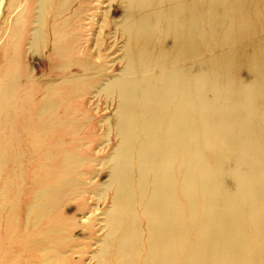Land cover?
I'll return each mask as SVG.
<instances>
[{"label": "bare ground", "instance_id": "6f19581e", "mask_svg": "<svg viewBox=\"0 0 264 264\" xmlns=\"http://www.w3.org/2000/svg\"><path fill=\"white\" fill-rule=\"evenodd\" d=\"M71 1L0 0V264H82L99 209L85 200L86 225L68 209L87 195L111 205L97 264H264V0H128L126 65L101 87L117 143L100 161L94 134L64 138L81 131L70 99L101 80L56 20ZM28 42L63 63L36 75Z\"/></svg>", "mask_w": 264, "mask_h": 264}, {"label": "rangeland", "instance_id": "374dc122", "mask_svg": "<svg viewBox=\"0 0 264 264\" xmlns=\"http://www.w3.org/2000/svg\"><path fill=\"white\" fill-rule=\"evenodd\" d=\"M127 1L128 0H72L68 3L67 9L63 11L65 13L64 15L57 19L53 18L54 20H59L58 25H61L66 21L67 23H70V35L74 34L76 40H78L79 38L78 49L81 52L79 54V58L84 60L83 64H81V62V65H79V67H83L86 72H95L101 79L98 86L90 89L86 97L76 99L71 98L70 100H73L71 108H66V106H64V109L66 108L69 119L76 120L75 123L80 126L82 131H80V133L79 130H73V132L67 133L66 136H64L65 142L70 146L76 147L78 146L77 142L79 141L80 136H88L89 134H94L98 140V143L94 145L92 144L91 146L90 139H86L83 142L88 143V145L91 146V148L88 149L89 154H91L92 157L97 154L96 156L99 161L101 159L105 160L107 156L110 157L113 154L114 148L116 147L117 143V141H115L117 132H115L111 137L113 139L112 142H107L106 136L110 132L111 128L105 125L108 120H114V114L117 110V105L111 102H107V100L105 99L106 96L101 93V87L104 86L105 83L110 82L109 80L121 77L126 65L125 57L127 54V49L130 47L129 37L125 33V29L123 26V23L125 21L124 14L126 11L125 7H127ZM39 3H41L40 0H35V9L39 8ZM37 13L38 12H36V15ZM35 21L36 20H34V22ZM256 36L257 39L264 41L263 29L258 31ZM26 45L28 49L26 51V54L30 56L27 59L29 60L28 62L30 63V67L33 70V73H35L36 75L38 74L40 77L47 76L52 65H61L63 63L61 62V60H58V56L57 59L54 58L52 60V64H49L46 60L47 55L45 52L47 51H42L39 54L33 53V51L30 50V42H28ZM57 61L58 64H56ZM98 79H96V82ZM34 80L39 81L40 79ZM41 80L42 84H45V82L49 83L48 81H51V79ZM29 89L31 90L28 91H31L32 93L30 97V104H32L39 100V98L37 93H34V87H31ZM33 111V116L38 119V109H35ZM32 112H28L26 115L24 114L25 116H23L24 120L22 125L25 130H28L31 125H34L36 127V120L33 122L30 120L31 118H33L30 115ZM39 124L42 125V123ZM78 133L80 134L78 135ZM22 141L24 145H27L29 137L27 136V139H25L24 137ZM80 148L82 150H86L87 147H82L81 144ZM93 160H95L94 157ZM24 161L26 164L27 157L24 158ZM110 165L111 164H108V166ZM89 167L90 165L86 163L85 169L87 171ZM12 174L14 180V171ZM24 176H28V174H25ZM97 179H99L101 183H105L106 181L104 176ZM93 197L94 196L89 197V195H87L83 198H80L68 209V211L75 216L76 214H79L77 216V221L81 223V225L87 224L83 223L85 218H88V216L92 217L91 213L88 214V209H99L98 211H95V216H98L95 227L91 228L93 233L95 234V237L97 238L95 240H80L79 242V244L83 243L90 247L88 248V250L86 248H83V246L78 247L81 249L83 248L82 251H86L82 258V264H97V261L93 260V254L95 251L99 250L100 244L96 242L98 238L100 239L107 232V228H105V212L111 205L105 203L104 205L102 204L99 207H96V202L93 201L95 200ZM89 198H91L92 200ZM85 200H87V203L89 205L87 210L85 206H83V204L86 203ZM83 231L85 232L86 229H80L77 237L81 233H83ZM74 258L75 261H78L81 257L76 255Z\"/></svg>", "mask_w": 264, "mask_h": 264}]
</instances>
